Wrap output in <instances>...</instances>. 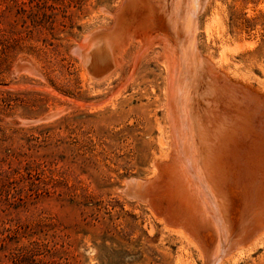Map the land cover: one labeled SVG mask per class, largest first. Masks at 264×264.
<instances>
[{
    "label": "rangeland",
    "instance_id": "rangeland-1",
    "mask_svg": "<svg viewBox=\"0 0 264 264\" xmlns=\"http://www.w3.org/2000/svg\"><path fill=\"white\" fill-rule=\"evenodd\" d=\"M123 2L0 0V264H206L164 204L125 191L170 155L163 45L133 65L129 40L102 78L75 51ZM197 23L199 51L264 90V0H208ZM251 241L220 264H264Z\"/></svg>",
    "mask_w": 264,
    "mask_h": 264
},
{
    "label": "bare ground",
    "instance_id": "bare-ground-1",
    "mask_svg": "<svg viewBox=\"0 0 264 264\" xmlns=\"http://www.w3.org/2000/svg\"><path fill=\"white\" fill-rule=\"evenodd\" d=\"M207 1L124 0L113 27L85 36L75 51L102 78L121 63L129 40L141 42L133 65L163 45L170 155L154 162V179H131L125 191L152 209L164 204L176 231L199 243L206 264H220L247 240L256 245L264 237V90L232 78L225 56L215 61L199 51L197 16Z\"/></svg>",
    "mask_w": 264,
    "mask_h": 264
}]
</instances>
